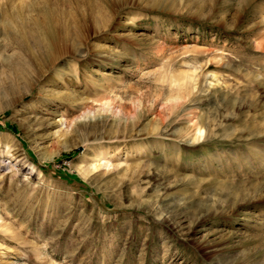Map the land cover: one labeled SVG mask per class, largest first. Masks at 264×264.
<instances>
[{
	"label": "rangeland",
	"instance_id": "1",
	"mask_svg": "<svg viewBox=\"0 0 264 264\" xmlns=\"http://www.w3.org/2000/svg\"><path fill=\"white\" fill-rule=\"evenodd\" d=\"M0 264H264V0H0Z\"/></svg>",
	"mask_w": 264,
	"mask_h": 264
},
{
	"label": "bare ground",
	"instance_id": "2",
	"mask_svg": "<svg viewBox=\"0 0 264 264\" xmlns=\"http://www.w3.org/2000/svg\"><path fill=\"white\" fill-rule=\"evenodd\" d=\"M197 121V120H196ZM195 123V122H194ZM195 128L197 129V131L201 132L203 130L202 125L198 122V124L195 125ZM213 132V131H212ZM160 176V175H159ZM162 182V181H161ZM163 184V183H162Z\"/></svg>",
	"mask_w": 264,
	"mask_h": 264
}]
</instances>
